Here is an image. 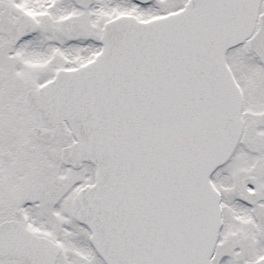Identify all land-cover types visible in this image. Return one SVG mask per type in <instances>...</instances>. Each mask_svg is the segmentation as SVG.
Wrapping results in <instances>:
<instances>
[{
	"label": "snow or ice",
	"instance_id": "snow-or-ice-1",
	"mask_svg": "<svg viewBox=\"0 0 264 264\" xmlns=\"http://www.w3.org/2000/svg\"><path fill=\"white\" fill-rule=\"evenodd\" d=\"M0 264H264V0H0Z\"/></svg>",
	"mask_w": 264,
	"mask_h": 264
}]
</instances>
